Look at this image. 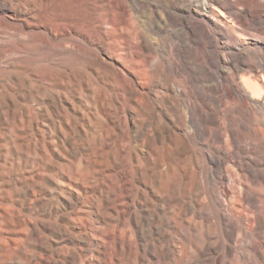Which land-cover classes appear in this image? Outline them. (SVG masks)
Wrapping results in <instances>:
<instances>
[{"label": "bare ground", "instance_id": "obj_1", "mask_svg": "<svg viewBox=\"0 0 264 264\" xmlns=\"http://www.w3.org/2000/svg\"><path fill=\"white\" fill-rule=\"evenodd\" d=\"M258 11L0 0V264H264Z\"/></svg>", "mask_w": 264, "mask_h": 264}, {"label": "rangeland", "instance_id": "obj_2", "mask_svg": "<svg viewBox=\"0 0 264 264\" xmlns=\"http://www.w3.org/2000/svg\"><path fill=\"white\" fill-rule=\"evenodd\" d=\"M231 1V0H230ZM262 4L264 6V1L262 0ZM233 10H236V12L242 16V17H246V18H249L251 17V14H248L245 10L243 9H240V8H236L234 7ZM252 16H254V20L255 22L252 23L250 29H249V32L252 33V34H255L257 36H260L262 39H260V41H258V44L260 45V53L262 56H264V23L262 24V22H264V12L262 11H258L256 13H253ZM257 23V25H256ZM259 24V25H258ZM263 27V28H262ZM257 30L259 31V33L257 32ZM245 46L247 47H250L251 45L250 44H245ZM264 64V63H262ZM214 157L215 159H218V160H223L224 158H226V154L225 153H215L214 154Z\"/></svg>", "mask_w": 264, "mask_h": 264}]
</instances>
